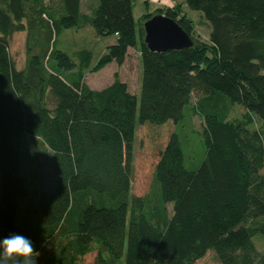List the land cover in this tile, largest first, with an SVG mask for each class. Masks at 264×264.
<instances>
[{"label": "trees", "instance_id": "16d2710c", "mask_svg": "<svg viewBox=\"0 0 264 264\" xmlns=\"http://www.w3.org/2000/svg\"><path fill=\"white\" fill-rule=\"evenodd\" d=\"M80 3L0 0V239L30 238L43 253L37 264H80L91 252L92 264H195L209 250L218 264H264L252 242L264 239V0H184L209 24L207 43L191 38L189 18L166 8L191 45L160 52L143 43L131 0H97L90 14ZM83 26L114 42L94 61L89 48H75L74 62L60 37ZM14 31H25L21 68L8 51ZM135 46L138 96L116 72L97 89L83 81L85 70L120 65ZM234 104L261 127L227 118ZM189 111L202 117L200 129L190 127L202 148L193 167L176 132L181 122L187 147ZM136 126L151 157L143 170L153 203L129 194ZM24 135L49 153L48 190L27 188L20 173Z\"/></svg>", "mask_w": 264, "mask_h": 264}, {"label": "rangeland", "instance_id": "374dc122", "mask_svg": "<svg viewBox=\"0 0 264 264\" xmlns=\"http://www.w3.org/2000/svg\"><path fill=\"white\" fill-rule=\"evenodd\" d=\"M97 0H81L80 10L84 13L91 12V9L96 5ZM166 8H172L180 15H184L190 19L193 27L191 31V38L197 39L201 42L208 40V33L210 30L209 24L203 18L201 12L188 8L184 0H131V13L134 22V26L138 33L141 32V38L143 39L142 25L145 19L142 18L144 14L154 15L161 13ZM91 27L83 26L79 29H67L63 31L60 37L59 46L69 55V57L76 62V58L73 56V50L80 46L89 48L92 51V61H94L99 55L100 51L104 50L107 43H113V36H97L95 35ZM8 51L11 59L16 68L23 66L25 50L24 40L25 31H14L8 36ZM116 72L119 79L124 81L128 87L129 92L138 96L139 93V81H140V58L138 47L129 48L127 54L120 65L110 63L96 72L89 70L84 71L83 81L93 89L103 87L109 83L113 78V73ZM199 96L195 93L191 95L189 107H194V102ZM230 105V104H229ZM185 109V108H184ZM250 117L252 120V126L256 128L261 127V121L252 114H248L246 110L240 105L234 104L227 106V118L230 119H244ZM202 117L195 111H189L187 118L183 120L182 129L189 127L190 143L185 147L182 142L179 129L181 122L176 126V132L181 140L182 150L187 160L188 166L193 167L199 162L201 158V145L197 139V135L192 131L200 129ZM192 129H191V128ZM140 127L136 126L134 131L133 142V160L131 166L130 175V188L129 194L134 197L147 196L151 203H153V183L149 172L144 173L143 166L145 158L149 156L144 154L139 144ZM183 139H186L184 136ZM151 159V157H149ZM145 168V167H144ZM20 173L26 181L27 188L40 192L48 190L55 181V176L52 170L51 159L49 153L42 147L40 140L30 135H24L21 140V152H20ZM264 173V169H263ZM168 216L170 215V206H166ZM258 239L262 237H254L252 242L255 248L264 254V242ZM257 240V241H256ZM264 240V239H263ZM41 256L43 253L40 251ZM95 253L91 252L86 254L80 259V264H92ZM195 264H218L212 252L209 250L206 254L197 260Z\"/></svg>", "mask_w": 264, "mask_h": 264}, {"label": "water", "instance_id": "95a60500", "mask_svg": "<svg viewBox=\"0 0 264 264\" xmlns=\"http://www.w3.org/2000/svg\"><path fill=\"white\" fill-rule=\"evenodd\" d=\"M143 43L150 51H165L187 48L190 37L171 18L157 13L146 19L142 25Z\"/></svg>", "mask_w": 264, "mask_h": 264}, {"label": "clouds", "instance_id": "9594fccd", "mask_svg": "<svg viewBox=\"0 0 264 264\" xmlns=\"http://www.w3.org/2000/svg\"><path fill=\"white\" fill-rule=\"evenodd\" d=\"M41 253L31 239L21 234H10L0 239V264H37Z\"/></svg>", "mask_w": 264, "mask_h": 264}, {"label": "crops", "instance_id": "0c3cea01", "mask_svg": "<svg viewBox=\"0 0 264 264\" xmlns=\"http://www.w3.org/2000/svg\"><path fill=\"white\" fill-rule=\"evenodd\" d=\"M107 44H109V43H107ZM110 64V63H109Z\"/></svg>", "mask_w": 264, "mask_h": 264}]
</instances>
